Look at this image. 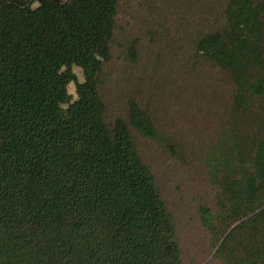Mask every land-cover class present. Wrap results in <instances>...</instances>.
I'll use <instances>...</instances> for the list:
<instances>
[{
	"label": "trees",
	"instance_id": "obj_1",
	"mask_svg": "<svg viewBox=\"0 0 264 264\" xmlns=\"http://www.w3.org/2000/svg\"><path fill=\"white\" fill-rule=\"evenodd\" d=\"M120 1L0 0V264H185L132 134L163 139L157 121L133 95L126 118L112 129L105 120ZM176 5L168 0V18ZM194 25L168 28V52L186 47L231 93L204 157L216 210L202 202L199 219L213 259L264 264V0H210Z\"/></svg>",
	"mask_w": 264,
	"mask_h": 264
},
{
	"label": "rangeland",
	"instance_id": "obj_2",
	"mask_svg": "<svg viewBox=\"0 0 264 264\" xmlns=\"http://www.w3.org/2000/svg\"><path fill=\"white\" fill-rule=\"evenodd\" d=\"M176 1L169 18L168 0L120 1L112 60L101 79V94L111 129L117 118L127 117L132 95L157 121L163 139H145L132 129L136 147L170 212L184 263L205 264L213 255V246L198 208L205 202L215 211L219 190L204 157L227 125L231 93L221 84L215 66L183 56L186 47L181 54L168 52V28L191 30L210 0ZM134 41L138 44L136 61L130 56ZM178 42L186 43V39L179 37ZM74 71L82 82V70L74 67ZM68 90L76 98L73 83ZM166 140L178 147V154L167 149ZM207 264L221 263L212 259Z\"/></svg>",
	"mask_w": 264,
	"mask_h": 264
},
{
	"label": "water",
	"instance_id": "obj_3",
	"mask_svg": "<svg viewBox=\"0 0 264 264\" xmlns=\"http://www.w3.org/2000/svg\"><path fill=\"white\" fill-rule=\"evenodd\" d=\"M260 211V210H259ZM259 211H257L256 213H254V214H252V215H250V216H248L247 218H245L244 220H242V221H240L238 224H236L228 233H230L237 225H239V224H241V223H243V222H245V221H247L248 219H250L252 216H254L255 214H257ZM218 250V249H217ZM217 250L213 253V255L211 256V258L209 259V261L208 262H206L205 264H207V263H209L214 257H215V255H216V253H217Z\"/></svg>",
	"mask_w": 264,
	"mask_h": 264
},
{
	"label": "clouds",
	"instance_id": "obj_4",
	"mask_svg": "<svg viewBox=\"0 0 264 264\" xmlns=\"http://www.w3.org/2000/svg\"><path fill=\"white\" fill-rule=\"evenodd\" d=\"M37 6H38V4L34 3L31 7L36 8Z\"/></svg>",
	"mask_w": 264,
	"mask_h": 264
}]
</instances>
